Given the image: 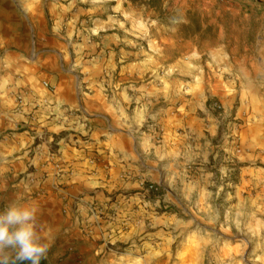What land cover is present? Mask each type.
Segmentation results:
<instances>
[{
	"label": "crops",
	"instance_id": "0c3cea01",
	"mask_svg": "<svg viewBox=\"0 0 264 264\" xmlns=\"http://www.w3.org/2000/svg\"><path fill=\"white\" fill-rule=\"evenodd\" d=\"M71 7L0 0V211L11 202L38 205L40 234L57 249L69 246L84 222L100 236L105 228L88 217L92 210L142 209L149 192L142 183L169 192L177 179L199 188L211 160L208 127L219 122L209 98L227 101L235 91L223 84L207 95L203 73H167L159 78L165 83L135 85L127 59L120 60L124 82L112 84L116 61L104 49L116 35L95 37L116 29L113 18L91 17L85 27L87 14ZM233 65L216 75L235 80L246 97L248 77L232 73ZM23 90L29 96L18 106L14 95Z\"/></svg>",
	"mask_w": 264,
	"mask_h": 264
},
{
	"label": "rangeland",
	"instance_id": "374dc122",
	"mask_svg": "<svg viewBox=\"0 0 264 264\" xmlns=\"http://www.w3.org/2000/svg\"><path fill=\"white\" fill-rule=\"evenodd\" d=\"M62 1L87 14L85 27L113 18L116 29L95 37L116 35L104 49L116 61L112 84L124 82L127 59L135 85L165 83L159 78L167 73H203L207 95L224 85L235 91L227 101L209 98V113L219 122L208 127L211 160L200 189L172 179L169 192L155 184L142 209L92 210L88 217L101 218L105 228L100 236L84 222L69 246L51 247L49 263L264 264V0ZM231 64L232 73L247 75L250 95L216 75ZM170 82L176 89L183 83Z\"/></svg>",
	"mask_w": 264,
	"mask_h": 264
},
{
	"label": "clouds",
	"instance_id": "9594fccd",
	"mask_svg": "<svg viewBox=\"0 0 264 264\" xmlns=\"http://www.w3.org/2000/svg\"><path fill=\"white\" fill-rule=\"evenodd\" d=\"M39 212L36 204L18 202L0 211V264H41L47 260L52 243L40 234Z\"/></svg>",
	"mask_w": 264,
	"mask_h": 264
},
{
	"label": "built area",
	"instance_id": "2783aa9c",
	"mask_svg": "<svg viewBox=\"0 0 264 264\" xmlns=\"http://www.w3.org/2000/svg\"><path fill=\"white\" fill-rule=\"evenodd\" d=\"M42 86H43L44 88L48 89V90L50 89V86H49V84H48L47 82H42ZM28 96H29L28 91L23 90V91H20V92H18V93H15V95H14V100H15V102H16V104H17L18 106H23V105H25V102L27 101V97H28ZM217 108H220V107L217 106ZM37 147H38V146H36L35 149H36ZM50 150H51V147L48 146V147H47V151H48V153H50ZM30 177L32 178V180L34 179L33 176H29L28 179H29ZM32 180H31V181H32ZM141 186H143L146 190H148V191H150V192H155V191H157V187H156L155 185H153V184H144V183H142Z\"/></svg>",
	"mask_w": 264,
	"mask_h": 264
},
{
	"label": "trees",
	"instance_id": "16d2710c",
	"mask_svg": "<svg viewBox=\"0 0 264 264\" xmlns=\"http://www.w3.org/2000/svg\"><path fill=\"white\" fill-rule=\"evenodd\" d=\"M41 264H50V263H49V260L47 259V260H42Z\"/></svg>",
	"mask_w": 264,
	"mask_h": 264
}]
</instances>
